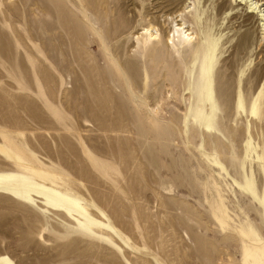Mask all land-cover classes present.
I'll list each match as a JSON object with an SVG mask.
<instances>
[{"label": "rangeland", "instance_id": "obj_1", "mask_svg": "<svg viewBox=\"0 0 264 264\" xmlns=\"http://www.w3.org/2000/svg\"><path fill=\"white\" fill-rule=\"evenodd\" d=\"M262 15L264 0H0V264H264Z\"/></svg>", "mask_w": 264, "mask_h": 264}, {"label": "bare ground", "instance_id": "obj_2", "mask_svg": "<svg viewBox=\"0 0 264 264\" xmlns=\"http://www.w3.org/2000/svg\"><path fill=\"white\" fill-rule=\"evenodd\" d=\"M252 12V11H251ZM263 19H264V15L261 16ZM263 19H261V21H264ZM249 33L248 31H246L244 33V40L247 39ZM154 38V37H153ZM151 37V35L148 36V42H151V46H152V41L151 39H153ZM184 38L186 39L185 41H183V43H181L180 41L178 42L179 45H186L188 46L190 43H191V37L189 38L188 35H184ZM155 39V38H154ZM156 40V39H155ZM147 41V40H146ZM171 42V43H170ZM170 44V45H169ZM165 46V48L167 50H171L173 49V52L174 53H177L176 52V49L174 48V43L171 39H169V37H166V40L163 41V44ZM127 67H126V70L128 71L129 74L132 75L133 78H136V74L134 75L133 71H132V65L133 63L130 62V61H127ZM102 67V66H101ZM122 67V66H121ZM103 69V68H102ZM102 71V70H101ZM136 73V72H135ZM101 77V76H100ZM106 77V76H105ZM126 77V76H125ZM96 78V77H95ZM125 80V79H124ZM137 80V78L135 79V81ZM93 81V80H92ZM211 79H209L208 77L206 76H202V75H198L197 76V79H196V82L194 84V89H195V92L198 94V97L200 98H203V102H208L209 104V107H210V110H209V113H207V117H206V124H205V128L208 129L210 127V122L213 118V115H214V112H215V103L213 101V98H212V84H211ZM98 82V81H97ZM126 82V81H125ZM106 85V84H105ZM89 91L91 92V94L93 95L94 98L98 97L97 96V91L95 90L94 86L93 85H90V88H89ZM100 92V91H99ZM102 92V91H101ZM219 94L221 96V98H225L226 99H229L231 94L229 92H227V89H226V85H221L220 86V89H219ZM107 105V104H106ZM240 105V103H238V106ZM101 108V107H100ZM109 108V107H108ZM107 113L110 112V110H106ZM117 113L120 114V110H116ZM252 112H254L255 114L257 113V110L256 109H252ZM122 113V111H121ZM250 186V185H247V187ZM10 192H12L14 195L18 196V197H21L23 198V195L25 196H28V193L26 192H21V191H16L14 189H9ZM250 192H252L251 189H249ZM23 194V195H22ZM39 195L45 197V199H47L49 202H50V205L52 206H58V207H61L60 209L63 211V212H70L72 211L73 209H76L77 211L79 212H84L83 209H80V208H77L76 205H74L73 203H69L67 201H63L62 199H60L59 197L55 196V195H52V194H46L44 193L43 191H39L38 192ZM49 197H51L52 199H49ZM262 203L264 204V198H263V201Z\"/></svg>", "mask_w": 264, "mask_h": 264}, {"label": "water", "instance_id": "obj_3", "mask_svg": "<svg viewBox=\"0 0 264 264\" xmlns=\"http://www.w3.org/2000/svg\"><path fill=\"white\" fill-rule=\"evenodd\" d=\"M4 191V190H3Z\"/></svg>", "mask_w": 264, "mask_h": 264}]
</instances>
